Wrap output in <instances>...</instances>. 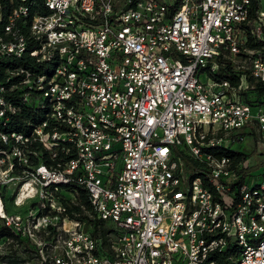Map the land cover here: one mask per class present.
Here are the masks:
<instances>
[{
  "label": "built area",
  "instance_id": "2783aa9c",
  "mask_svg": "<svg viewBox=\"0 0 264 264\" xmlns=\"http://www.w3.org/2000/svg\"><path fill=\"white\" fill-rule=\"evenodd\" d=\"M43 3L28 35L25 5L0 32V61L52 66L0 74V117L21 86L47 108L29 134L0 131V264H264V169L235 147L253 128L264 144L260 0Z\"/></svg>",
  "mask_w": 264,
  "mask_h": 264
},
{
  "label": "trees",
  "instance_id": "16d2710c",
  "mask_svg": "<svg viewBox=\"0 0 264 264\" xmlns=\"http://www.w3.org/2000/svg\"><path fill=\"white\" fill-rule=\"evenodd\" d=\"M20 5H25L28 7L29 15L26 18L27 24L21 27V32L25 35L29 34L28 23L31 20V17L35 13H46L48 9L44 6L43 0H0V32L2 33L4 24L6 23L8 16L12 13L13 9L19 7ZM258 6V0H251V8L254 10ZM18 19V24L21 25ZM36 46L34 43H30V47L32 48ZM0 74L3 75L4 67L10 66H23L30 69H37L41 73H50L52 70V66L50 64L45 63H37L35 62L34 57L30 56L28 51L24 53V55L20 58H13L7 61H0ZM16 80V79H15ZM14 80V81H15ZM9 87V86H8ZM257 92L259 95L264 93V83L257 84ZM9 93H6V98L10 100L14 106L16 107L15 111H8L4 116L0 117V131H16L21 132L23 134H29L32 127L34 125L41 124L42 121L45 120V112L47 108L41 106H33L32 104H28L23 100V92L25 91V87H17L13 90H9ZM37 96V93H34ZM257 95V94H256ZM249 97L253 98L255 95H252V92L249 93ZM6 146L2 141H0V148ZM31 147L37 150L38 156H31V159L34 163L38 162V159L44 161L48 165H52L56 163V159H52L48 153V151L42 146V144L38 141H33ZM217 155L228 154L233 157L234 161L242 159V155H246L245 152L236 151L231 149L215 150ZM185 162L189 166H197L200 165L198 161L192 159L190 156H185ZM196 169V167H192V170ZM66 187L73 186V183L65 185ZM81 189L80 197L83 202L86 204L89 203V200L86 196L85 190ZM227 251L224 253L215 252L212 257L216 259L217 264H228L226 260Z\"/></svg>",
  "mask_w": 264,
  "mask_h": 264
},
{
  "label": "rangeland",
  "instance_id": "374dc122",
  "mask_svg": "<svg viewBox=\"0 0 264 264\" xmlns=\"http://www.w3.org/2000/svg\"><path fill=\"white\" fill-rule=\"evenodd\" d=\"M260 6L264 9V0H260ZM258 138L259 136L257 134V131L253 128V134L245 137L242 142L235 145V147H242L248 152V162L250 165L249 169H251V171L253 172H260L264 169V144H258ZM192 167L199 168L200 165L189 166L185 162V175L187 182H189V179L192 175ZM11 209L13 212H15L20 208L12 206Z\"/></svg>",
  "mask_w": 264,
  "mask_h": 264
}]
</instances>
